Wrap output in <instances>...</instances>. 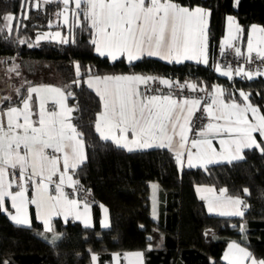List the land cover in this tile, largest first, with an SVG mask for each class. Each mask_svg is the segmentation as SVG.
Returning a JSON list of instances; mask_svg holds the SVG:
<instances>
[{
    "label": "snow or ice",
    "instance_id": "6c2138e0",
    "mask_svg": "<svg viewBox=\"0 0 264 264\" xmlns=\"http://www.w3.org/2000/svg\"><path fill=\"white\" fill-rule=\"evenodd\" d=\"M44 4L56 3L61 7L55 13L57 20L63 17L65 24H70L68 34L56 32L54 36L38 34L40 39H56L58 43H75L72 26L83 17L81 31L89 32V44L95 53L101 57H110L113 61L126 57L129 63L140 61L145 57H156L170 64H180L186 60H196L197 63L208 64L207 53V19L212 10L199 4L185 6L178 0H42ZM29 0H22L21 14H6L0 17V36L11 33L13 28L8 22L26 19L25 5ZM41 0H36L32 7L39 8ZM240 0H233V8H238ZM229 24L234 17H227ZM51 26V23L50 25ZM16 30L18 31V25ZM257 26H252L256 31ZM241 30L237 26L236 32ZM259 31L264 33V28ZM230 39H237L232 37ZM25 43V41H20ZM225 44L234 50L236 56H243L241 49L235 44ZM225 44L221 45V55ZM32 45L29 44V47ZM253 44L251 38L247 45L245 63L252 64L261 61V66L246 69L243 65L232 69L228 67L216 70L221 75L232 79L233 76L246 80L264 77V49L252 56ZM119 54V57L118 55ZM0 63H5L0 61ZM76 78L73 84L81 86L83 77L80 65L74 62ZM9 72L17 71L13 63ZM92 79L97 82H115V87H105L103 91L96 89L100 99L101 111L95 113V120H89L101 142H111L115 147L129 153L147 149H167L174 154L177 167L182 169L187 157V165L193 167V157L205 163H234L247 160L246 151H257L264 158V114L261 108L251 102V93L239 91V100L231 93L226 99L214 95L211 103L205 102L201 108L200 98H178V92L185 88L196 91L195 85L174 84L170 79H159V84L166 86L167 92L159 87L153 88L150 81L157 78L144 75H118L89 77V89L93 88ZM140 85L145 87L141 90ZM23 87V85L21 86ZM41 92L56 93L59 99L54 103L59 105L46 108L38 95ZM33 94H37L33 110ZM18 104L11 96L0 95V213L5 214L16 226L30 228L29 205L37 208V220L42 221L46 232H53L51 243L60 238L55 235L53 227L54 214L63 216L67 222L69 213L75 219H82L86 228L89 223V203L85 199L70 198L64 192L65 187L79 192L80 187L74 177L77 169L83 166L88 156L84 133L79 130V124L73 123V113L79 111L78 104L68 106L65 102L74 98L72 91H62L55 87L29 86L27 95H21L16 89ZM259 95V93H257ZM7 102V107L4 104ZM201 115L195 120V113ZM249 114L251 118H249ZM33 116L36 119H33ZM6 118V124H5ZM207 123L204 124L203 121ZM200 122L197 126V122ZM223 121V123H221ZM195 130L194 138L189 141V132ZM258 134L260 140H257ZM199 137V138H196ZM218 140L221 160H214L217 154L213 140ZM190 143V148L187 147ZM51 150V151H49ZM195 150V151H193ZM11 176L12 179H6ZM56 178V179H54ZM54 185L52 192L49 186ZM154 188L157 186H153ZM33 195L28 197V189ZM212 191V189H208ZM226 189H220L221 196ZM243 192L250 195L249 189ZM10 202V208L6 207ZM230 205L231 211L220 212V215L237 216L243 220L249 205L240 197H228L221 200L215 197L208 202V211ZM107 213V209H104ZM155 216V213H154ZM102 227L108 228L107 217ZM240 231L246 236L247 229L242 223ZM230 249H237L246 264H264V258H256L247 248L238 244H230ZM90 253L91 264H99L98 255ZM137 257L141 254L136 253ZM117 264L119 256L117 255ZM228 259V255H225ZM7 264V261L4 262ZM229 264H239V261H229Z\"/></svg>",
    "mask_w": 264,
    "mask_h": 264
},
{
    "label": "trees",
    "instance_id": "16d2710c",
    "mask_svg": "<svg viewBox=\"0 0 264 264\" xmlns=\"http://www.w3.org/2000/svg\"><path fill=\"white\" fill-rule=\"evenodd\" d=\"M35 2L29 0L25 5L26 19L8 22L13 31L0 36V59L8 63L7 70L1 71V78L5 82L15 73L8 71L14 63L19 74L24 72L37 79L49 75L50 79L65 86L66 92L74 93V98L68 101L71 106H79L80 110L73 113V121L84 133L88 156L75 177L86 183L97 197L93 202L97 222L86 228L79 221L70 219L64 223L56 218L54 230L60 237L56 243H51V234L40 232L48 239L47 243L35 244L24 237L27 227L14 225L0 213V264L5 261L7 264H91L89 250L98 253L104 263L113 252L142 250L146 264H228L222 255L232 240L245 246L256 258H264V158L257 151H246L245 162L180 169L174 154L167 149L129 153L110 141L101 142L89 124L101 110L100 99L96 90L89 89L83 82L90 76L141 73L167 76L210 90L218 83L225 87V97L231 93L239 100L240 90L251 93V102L264 114V77L251 81L236 76L229 79L218 74L212 64L225 33L226 17L233 14L238 18L240 43L245 45L250 26L253 23L264 26V0H240L238 8H233V0H178L185 6L199 4L212 10L208 36L211 58L207 65L193 61L170 64L156 57L132 63L126 57L115 61L101 57L89 44V32L81 31L82 16L72 28L74 44L51 39L37 41L38 34L45 30H69L61 18L56 21L55 13L60 5L41 1L39 8H35L32 7ZM21 5L22 0H0V17L19 16ZM74 62L80 65L81 86L73 84L76 78ZM18 76L12 79L18 82ZM153 182L159 186L157 217L151 211ZM200 183L224 188L231 196H241L249 205L243 220L237 216L209 213L196 193L195 186ZM244 188L249 189L250 195L243 192ZM100 202L110 208L108 228L98 224ZM242 223L247 229L246 236L240 231ZM34 227L42 228L39 223Z\"/></svg>",
    "mask_w": 264,
    "mask_h": 264
},
{
    "label": "crops",
    "instance_id": "0c3cea01",
    "mask_svg": "<svg viewBox=\"0 0 264 264\" xmlns=\"http://www.w3.org/2000/svg\"><path fill=\"white\" fill-rule=\"evenodd\" d=\"M200 6H203V5H200ZM203 7H206V6H203ZM206 8H208V7H206ZM230 15L234 17V22L232 24H229V22L227 20V17L229 15L226 17L225 33L222 36V38L220 40V43L225 44V41H227V44H229V42L232 41V42L235 43V45L237 47H239L241 49L242 53H244V55H245V54H247L248 41L251 38L254 51L258 52V51L264 49V33H261L259 31V29L260 28H264V26L261 25V24H258V23H253L250 26L248 39H247L246 44L242 45L240 43V33H241V31L239 32V34H237V32H236L237 26L241 30V24L239 23L238 18L235 15H233V14H230ZM209 19H210V17L207 19V28H206V37H207L206 43H207L208 63L210 62V58H211L210 49H209V38H208V36H209ZM61 21L64 23L63 17H61ZM65 25H66V29L69 30L70 24H65ZM253 25L257 26V30L254 31V32L252 31V26ZM72 28H73V26H72ZM230 35L232 37H237L238 36V38L235 39V40L230 39L229 38ZM225 46L227 47L226 44H225ZM117 55L119 57V54H117ZM0 61H4L5 62V63H0V95L11 96L13 98V102L16 103V104H18V102H19V98L16 95V89H20L21 95H27V88L29 86L55 87V88H59L62 91L66 92L65 86L59 84L55 80L53 81L52 79H50L49 75L48 76L44 75L45 76L44 78L37 79V78H34L30 74L27 75V73L21 72L19 74V76H18L19 77V81L17 82L16 80L12 79V78H17V75L15 73H12L10 76L7 77V79H5V82H4L2 80V78H1V76H2V72L1 71L2 70H4V71L7 70V64L8 63H7V61L2 60V59H0ZM186 61L197 62L194 59L193 60H186ZM183 62H185V61H183ZM212 64H213L214 70L218 74H220V72H218L216 70V66L217 65L224 66V67L221 68V70H226L228 68V66L223 64V63H213L212 62ZM40 67H43V66H40ZM45 68H49V67L45 66ZM45 68H43V69L45 70ZM118 75H133V73L108 74V75H104V76H118ZM135 75L151 76V75H148V74H141V73L135 74ZM90 77H95V76H90ZM101 77H103V76H101ZM88 79H89V77L86 79V81ZM92 83H93V89L96 90L97 88H99L101 91H103L106 86L109 87V88H112V87L116 86L115 82H103V81L97 82L95 79H92ZM22 85H23V87H21ZM140 88H141V85H140ZM221 90H223V92H224L223 95H220ZM211 92H212L213 96L214 95H220V99H226V97H225L226 90H225V87L223 85H221V84H218V83L214 84L212 89H211ZM244 92H246V91H244ZM38 95L40 96L41 100L44 102L45 107H46V102L47 101H49V100L56 101L57 99H59L57 94L53 93V92H41ZM36 96H37V94H33V102H34L33 110L34 111L37 110L35 108ZM189 99H191V98H189ZM65 103L68 106H71L69 104L68 99L66 100ZM7 106L8 105H7V102H6L4 104V107L6 108ZM57 111H59V108L57 109ZM261 114H263L262 111H261ZM249 118H251L250 114H249ZM33 119H36V117L33 116ZM73 123H74V121H73ZM221 123H223V121H221ZM5 124H6V118H5ZM254 135H256L257 140H260V137H259L258 134H254ZM188 136H189V141L192 138H194V136L192 137V132H189ZM196 138H199V137H196ZM220 138L221 137H217L216 139L213 140V145L217 149V154L212 156V159H214V160H221L222 159V156L219 154L220 145L218 143V140ZM187 147L190 148V143H189V145ZM49 151H51V150H49ZM193 151H195V150H193ZM86 153H87V149H86ZM186 160H187V157L185 156V163H184L183 167L188 166ZM211 164H213V163H211ZM211 164H205V163L197 160L195 157H193V165H195V166L207 167V166H209ZM6 179H12V177L9 176ZM74 179L77 180L76 177H74ZM154 185L157 186V187L154 188L153 187ZM195 189H196V193L199 196V198H201L204 201L207 211H208V202H209V200H211V199H213L215 197H220L221 200H227L228 197H240L241 199H243L241 196L228 195L227 192H225L221 196L220 189H222V188H218V187H216L214 185H211V184H204V183L196 184ZM208 189H212V191H208ZM67 190H68V187H65L64 188V192H65L66 195H69ZM158 190H159L158 184L156 182L151 183V211H152V215L153 216H154V213H155L154 217H157V215H158L159 201H156V199H155L156 194H158ZM49 191H50V186H49ZM27 195H28L29 198H31L32 195H33V191H30V188L28 189ZM70 198H76V199H80L81 201H83V199H81L79 197H76V196H70ZM88 203H89V223L91 224V226H94L96 224V222H97V220L95 219V215H94V205L90 201H88ZM6 207H8L9 210H12L10 208V202L6 201ZM98 208H99V212H100V216H99V220H98L99 226L102 227V222L105 220V217H107V222L109 223V227H110V225H111L110 208L108 207V205H106L103 202H100L98 204ZM105 208L107 209V213L104 212ZM231 210L232 209H231L230 205H224V206H221V207L215 209L213 212H209V211L208 212L211 213V214L220 215V212H227V211H231ZM12 211H14V210H12ZM28 211H29V216H30V219H31V227L30 228H32V229L28 228V229H26L24 231L25 239L28 242L35 243V244H46L48 239H46L43 235H40V232L41 233H46V235L47 234H51L50 235L51 238H53V232H46L44 227H43L42 221L37 220V211L38 210H37V208L34 205H29ZM223 216H229V215H223ZM56 218H60L64 223H67L70 219H73V220L81 222L84 225V222H83L82 219H75L73 217V215L71 213H69V217H68L67 222L64 221L63 216L56 217L55 214H54L53 227H54V220ZM36 223L37 224L38 223L41 224L42 228L38 229V228L34 227L36 225ZM102 228H104V227H102ZM54 232H55V235H56V231L55 230H54ZM233 243L238 244L241 247L246 248L245 246H243L242 244H240L239 242H237L235 240L230 241L228 246H227V248L225 249V251H224V253L222 255L223 260L226 261L228 264H229V261H233V262L239 261V264H246V262L241 258V255H240V253H239V251L237 249H235V248L230 249L229 248V245L233 244ZM247 250L250 251L249 249H247ZM93 253L98 255L99 264H117V259H116L117 255L119 256V264H146L145 263V255H144V252L142 250H128V251H125V252H113L111 254V257H110L109 261L105 262V263L102 262V260L100 258V255L98 253H96V252H93ZM136 253H140L141 255L139 257H137L135 255ZM226 254L228 255V259H225V255Z\"/></svg>",
    "mask_w": 264,
    "mask_h": 264
},
{
    "label": "built area",
    "instance_id": "2783aa9c",
    "mask_svg": "<svg viewBox=\"0 0 264 264\" xmlns=\"http://www.w3.org/2000/svg\"><path fill=\"white\" fill-rule=\"evenodd\" d=\"M229 44H235L234 42H229ZM221 45L222 43H219L216 51L214 53L213 56V63H223L225 65H227L228 67L235 69L238 66L243 65L246 69L248 68H257L261 66V61L260 60H255L254 63L252 64H246L245 63V56H247V54L243 55V56H236L235 52L233 49L228 48L225 46L224 48V53L223 55H221ZM257 51L252 52V56L255 57L256 56ZM152 77H156L157 79L153 82L150 81V83L152 84L153 88L159 87L163 92H167V88L164 85L159 84V79L163 78V79H170L174 82V84H189L188 82H181L178 79H172L170 77L167 76H157V75H152ZM235 76H233L234 78ZM240 79H244L242 77H238ZM144 85H141V90L144 88ZM196 91H192L190 88H185L182 90V92H178V98H200L202 103H201V108L203 107L204 103H211V99L213 98L212 92L209 88H203V87H198L196 86ZM54 100H49L46 102V108H52L55 106L56 110L59 108V105H56L54 103ZM201 115V113L199 111H197L193 117V119L195 120L197 117H199ZM199 121L197 122V126L199 125ZM204 124L207 123L206 120L203 121ZM195 135V130L192 132V137ZM56 179V178H54ZM79 183V187H80V191L77 192L75 191L73 188H69L68 187V194L70 196H76L79 197L83 200H87L90 202H95L97 200L96 195L94 194V192L92 191V189L84 182L77 180ZM54 189V185L50 186V191L52 192ZM30 191H32V189L30 188ZM246 202V201H245ZM247 203V202H246Z\"/></svg>",
    "mask_w": 264,
    "mask_h": 264
},
{
    "label": "rangeland",
    "instance_id": "374dc122",
    "mask_svg": "<svg viewBox=\"0 0 264 264\" xmlns=\"http://www.w3.org/2000/svg\"><path fill=\"white\" fill-rule=\"evenodd\" d=\"M56 21H57V19H56ZM9 23H11V22H9ZM56 32H60L62 36L68 34V31L63 32V30H61V29H48V30H45L39 34L46 35V36H54ZM47 39H50V38H47ZM40 40H45V39H40ZM51 40H57L58 41L59 37H57L56 39H51ZM155 199H156V201H158V194H156Z\"/></svg>",
    "mask_w": 264,
    "mask_h": 264
}]
</instances>
